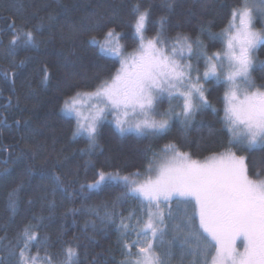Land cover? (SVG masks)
Returning <instances> with one entry per match:
<instances>
[{
	"label": "snow or ice",
	"instance_id": "obj_1",
	"mask_svg": "<svg viewBox=\"0 0 264 264\" xmlns=\"http://www.w3.org/2000/svg\"><path fill=\"white\" fill-rule=\"evenodd\" d=\"M175 3L166 0L169 12ZM11 6L16 13L6 19L10 36L6 55L12 59L8 68H0V78L14 88L18 70L26 63H15L16 51L38 49L45 25L41 18L40 23L28 27L29 20L24 18L18 26L16 15L23 11V3L14 0ZM153 11L151 3L131 0L127 13L131 37L111 22L97 28L99 21H90L93 27L87 29V44L113 68L107 75L94 77L89 90L75 87L63 94L60 110L75 121L73 139L85 136L89 149L81 151L90 156L98 147L100 129L106 121L121 137L152 139L166 136L176 121L186 137L198 114L208 109L218 114L206 87L213 81L224 85L219 130L224 139L202 157L182 150V145L172 140L159 149L149 145L143 168L127 172L97 168L90 183H80L78 169L61 171L64 165L58 160L41 176L46 181L41 199L51 195L48 206L54 212L56 195L71 200L74 193L69 188L77 183L81 191L95 193L119 188L120 194L111 204L104 202L87 209L100 220V226L95 220L85 224V230L89 225L92 229L90 240L103 231L104 225L115 226L117 251L122 257L116 264H264V157L256 162L248 155L256 149L264 151V75L259 82L253 75L258 69L264 73V61L256 57L258 48L264 46V26L256 28V21L264 16V0L259 4L239 0L230 9L226 26L215 35L210 27L201 25V34L207 32L209 39H218L223 45L210 54L200 35L193 37L184 31L169 34L168 16L154 20ZM112 14L117 15L118 10L114 8ZM31 15L35 17L37 12ZM47 19L51 31L59 21L53 15ZM152 29L154 34L149 36ZM78 32L75 26L71 28L73 36ZM129 38L131 50L125 43ZM71 54H76L75 45ZM37 74L44 86L53 76L47 64H42ZM165 100L168 107L161 110L159 105ZM8 101L10 104L12 97ZM24 124L27 127L26 121ZM24 144L33 160L43 151L31 140L25 139ZM10 150L15 151V146L0 148ZM31 176V168H26L7 193L10 220ZM128 200H134L137 207L127 216L117 213L116 207ZM27 203L32 205L34 201L29 199ZM174 203L183 204V208L174 209ZM69 211L77 213L76 209ZM44 220L43 216H34L11 236L7 226L0 228V264H107L98 259L99 254L82 260L81 245L74 241L60 240L57 249L49 236L41 234Z\"/></svg>",
	"mask_w": 264,
	"mask_h": 264
},
{
	"label": "trees",
	"instance_id": "obj_2",
	"mask_svg": "<svg viewBox=\"0 0 264 264\" xmlns=\"http://www.w3.org/2000/svg\"><path fill=\"white\" fill-rule=\"evenodd\" d=\"M13 2L14 0H0V17L4 18L0 19L3 39L2 43L0 42V68H8L12 59L6 55L10 39L6 19L16 13V9L11 6ZM21 2L23 11L16 15L17 25L20 26L24 18H28L27 26L32 27L43 18L45 27L39 36L41 43L38 49H17L15 63L18 65L22 60L26 63L18 70L15 87L0 78V148L15 146V151H0V228L7 226L8 235L11 236L34 216H43L45 228L41 234L49 236L57 249L60 240L74 241L81 245L82 260L99 254L98 259L101 261L116 264L122 257L117 251L118 233L115 226L104 225L103 231L98 232L95 238L90 240L92 229L89 225L85 230V224L95 220L98 227L100 226V220L93 217L87 209L98 208L104 202L111 204L120 194L119 188L110 187L106 191L95 193L88 189L81 191L80 184L77 183L69 188V191L74 193L71 200L64 199L59 193L56 195V207L54 212H51L48 205L53 197L48 195L46 199H41L46 183L41 179L42 174L51 170L59 160L64 165L61 171L78 169L80 183H90L97 168L102 167L106 171L120 169L122 172L143 168L146 159L145 149L149 145L159 149L170 140L179 142L182 150L191 151L194 156L208 155L211 150L218 147V142L224 139L219 133L220 119L223 115L221 99L224 85H217L214 81L206 85L211 91L209 98L217 108L218 114H214L210 109L198 114L187 130L186 137L182 136L181 125L176 121L173 122L171 131L160 139L134 135L121 137L113 124L106 121L100 129L98 147L90 156L84 154L81 150L89 149L86 137L77 136L73 139L75 121L61 113L63 94L75 87L89 90L94 86V77L107 75L113 68L110 62L97 56L95 48L87 44L89 38L87 29L93 27L90 23L92 20L99 21L95 25L97 28L111 22L131 37V30L127 27L129 22L127 13L131 0H21ZM165 2L166 0H145V3L154 6L153 19H158L162 15L168 16L169 34L184 31L191 33L193 37L200 35L210 54L219 50L223 46L222 42L218 39H209L207 32L201 34L200 26L210 27L213 35L219 33L227 24L230 9L239 3V0H176L171 12L166 8ZM114 8L118 10L117 15L112 14ZM34 11L37 12L35 17L31 15ZM49 15L56 16L59 21L51 31L47 29ZM73 26L79 29L75 36L71 34ZM153 34L154 29L148 33L149 36ZM125 43L127 49L131 50L132 39L129 38ZM73 45L76 48L75 55L71 54ZM256 54L258 59H264V46L259 47ZM68 60L72 63L68 64ZM42 64H47L53 74L47 86L40 83L37 74ZM253 75L259 82L264 73L258 69ZM9 97H12L10 104ZM17 120L21 121L19 125L15 123ZM25 139L42 146L43 151L39 152L34 160L27 151ZM21 149H24V154L21 153ZM248 155L250 160L259 162L264 157V151L256 149ZM65 157L68 159L65 160ZM5 159L8 160L7 164L4 163ZM89 160L92 162L91 165L87 164ZM29 167L32 176L26 180L25 188L20 195L19 207L14 218L10 220L12 213L6 207L7 193ZM29 199L34 201L32 205L27 203ZM136 207L134 200H128L118 205L116 212L127 216L128 211ZM178 207L182 209L183 204L179 206L173 204L174 209ZM70 209H76V215H72ZM108 210L111 211L110 208ZM0 235H3L2 231Z\"/></svg>",
	"mask_w": 264,
	"mask_h": 264
},
{
	"label": "rangeland",
	"instance_id": "obj_3",
	"mask_svg": "<svg viewBox=\"0 0 264 264\" xmlns=\"http://www.w3.org/2000/svg\"><path fill=\"white\" fill-rule=\"evenodd\" d=\"M250 2H252V3H255V4H259V2H260V0H250ZM262 26H264V16H262L260 19H258L257 21H256V28L257 29H260ZM257 53V52H256ZM256 57H257V54H256ZM257 60L258 61H264V59H258L257 58ZM202 63V62H201ZM159 107H160V109L161 110H164V109H167V107H168V103H167V101L165 100V101H163L160 105H159ZM63 114V113H62ZM64 115V114H63ZM112 119V117L110 116L109 117V120H111ZM239 243V242H238ZM240 251H243V248L241 247L240 249H239Z\"/></svg>",
	"mask_w": 264,
	"mask_h": 264
},
{
	"label": "bare ground",
	"instance_id": "obj_4",
	"mask_svg": "<svg viewBox=\"0 0 264 264\" xmlns=\"http://www.w3.org/2000/svg\"><path fill=\"white\" fill-rule=\"evenodd\" d=\"M2 32L0 31V42L2 43ZM62 113V112H61Z\"/></svg>",
	"mask_w": 264,
	"mask_h": 264
}]
</instances>
